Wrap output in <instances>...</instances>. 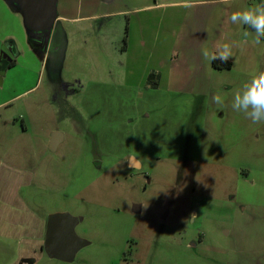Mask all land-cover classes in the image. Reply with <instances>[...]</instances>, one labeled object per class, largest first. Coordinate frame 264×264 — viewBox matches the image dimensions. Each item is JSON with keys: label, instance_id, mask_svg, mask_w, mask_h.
<instances>
[{"label": "rangeland", "instance_id": "obj_1", "mask_svg": "<svg viewBox=\"0 0 264 264\" xmlns=\"http://www.w3.org/2000/svg\"><path fill=\"white\" fill-rule=\"evenodd\" d=\"M98 1L57 0L49 31L31 32L18 3L0 0L18 37L8 92H22L17 115L37 140L23 150L48 165L37 211L72 220L77 240L63 254L35 244L18 264L264 263V121L221 118L238 89L218 91L217 104L127 85L128 54L161 40L160 23L125 52L127 12L105 13L130 2ZM64 10L88 16L60 20ZM55 131L63 142L52 150Z\"/></svg>", "mask_w": 264, "mask_h": 264}, {"label": "crops", "instance_id": "obj_2", "mask_svg": "<svg viewBox=\"0 0 264 264\" xmlns=\"http://www.w3.org/2000/svg\"><path fill=\"white\" fill-rule=\"evenodd\" d=\"M97 2L99 3L98 0ZM104 2L115 6L120 0ZM128 2L130 10L122 5L117 9L106 10L105 13L115 16L127 12L125 52H129L130 44L135 45L142 40L150 41L154 36L156 23H160L158 28L163 36L161 40L154 37L156 43L152 40L150 42L156 51H152V48L147 50L145 47L128 54L124 64V82L127 85L148 89L149 87H145L147 76L155 71L159 75L158 85L151 89L189 96L192 94L190 97L199 96L213 100L218 91L239 89L252 72L264 69V43L255 45V32L244 25H235L230 20L233 11L245 5L255 6L262 0ZM69 6L75 7L73 1ZM81 8L82 5L77 6L76 13ZM67 10L63 11L65 14L58 16L60 20L74 21L88 16L68 15ZM4 16V9L0 6V264H18L24 254L33 249V245L45 242L47 218L54 213L42 215L37 211L39 194L33 187L35 181L40 179L41 172L44 174L43 171H48V165L41 171L43 164L39 156L23 150L25 141L28 144H37V140L33 136H26V126L21 116L17 115L18 106L15 103L22 92L18 93L16 86L8 92L9 73H15L19 56L17 34L12 27L6 29ZM130 27L133 30L134 27L139 30L143 28L145 33L139 31L138 34H133ZM245 32L248 33L247 36L244 35ZM224 44L231 48L229 68H216L213 60L202 58V48H206L211 55H217ZM9 57L11 59H7ZM215 112L210 109V117L219 119ZM235 113L232 105L228 103L223 107L220 116L224 118L227 114ZM49 139L45 140V144L49 143ZM62 142L63 140L57 147ZM132 159L139 165L135 158ZM41 250H44L43 245Z\"/></svg>", "mask_w": 264, "mask_h": 264}, {"label": "clouds", "instance_id": "obj_3", "mask_svg": "<svg viewBox=\"0 0 264 264\" xmlns=\"http://www.w3.org/2000/svg\"><path fill=\"white\" fill-rule=\"evenodd\" d=\"M230 20L235 25H244L255 32L253 41L255 45L264 43V0L255 6L245 5L233 11ZM247 34L244 33L245 36ZM201 56L207 61L219 59L227 62L231 56V48L228 44H224L217 55H211L206 48H202ZM213 101L217 104L223 103L218 94L213 96ZM232 108L243 113L253 123L264 121V69L252 72L249 79L242 83L233 95Z\"/></svg>", "mask_w": 264, "mask_h": 264}, {"label": "water", "instance_id": "obj_4", "mask_svg": "<svg viewBox=\"0 0 264 264\" xmlns=\"http://www.w3.org/2000/svg\"><path fill=\"white\" fill-rule=\"evenodd\" d=\"M16 1L24 15L29 31H49L56 19L57 0H12ZM62 140L60 132H52L48 147L54 150ZM133 160V159H131ZM131 163H135L132 161ZM48 253L59 251L65 253L76 249L77 240L72 230V220L65 218L61 213H54L47 218L46 235L44 242Z\"/></svg>", "mask_w": 264, "mask_h": 264}, {"label": "trees", "instance_id": "obj_5", "mask_svg": "<svg viewBox=\"0 0 264 264\" xmlns=\"http://www.w3.org/2000/svg\"><path fill=\"white\" fill-rule=\"evenodd\" d=\"M127 31V26L125 27V30L124 32L126 33ZM125 38L124 37V41H125ZM213 65L216 67V68H229L230 67V62L227 61V62H222L220 61L219 59H216V60H213ZM158 73L155 72V71H151L148 76H147V79H146V83H145V87H149V88H156L157 85H158Z\"/></svg>", "mask_w": 264, "mask_h": 264}]
</instances>
